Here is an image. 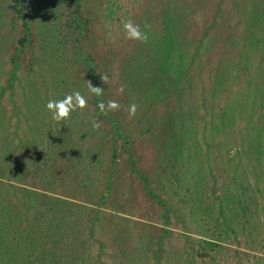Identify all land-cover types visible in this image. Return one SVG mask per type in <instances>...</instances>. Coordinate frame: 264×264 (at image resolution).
<instances>
[{
	"label": "rangeland",
	"instance_id": "374dc122",
	"mask_svg": "<svg viewBox=\"0 0 264 264\" xmlns=\"http://www.w3.org/2000/svg\"><path fill=\"white\" fill-rule=\"evenodd\" d=\"M262 11L264 0H0V168L21 155L3 148L11 135L20 177L42 190L9 187L0 170V194L18 196L0 199V264H250L243 243L264 234ZM127 19L147 43L126 38ZM76 91L87 107L54 121L47 103ZM101 100L120 109L104 115ZM38 118L51 126L31 163L40 139L20 126ZM21 198L43 227L3 225Z\"/></svg>",
	"mask_w": 264,
	"mask_h": 264
},
{
	"label": "crops",
	"instance_id": "0c3cea01",
	"mask_svg": "<svg viewBox=\"0 0 264 264\" xmlns=\"http://www.w3.org/2000/svg\"><path fill=\"white\" fill-rule=\"evenodd\" d=\"M12 89L13 88L11 86H10V89H7V88L3 89L4 104L6 105V107H9V108L11 107V104L13 102L15 104L20 105V102L18 100H16V98H13V96L11 95V93L13 92ZM6 109L8 110V108H6ZM41 119L40 118L36 119V121H38V122L36 123L34 128H32V121H31V124H29L28 127L24 126V124H21V126H20L21 127L20 131H25L27 136L35 135L36 137H38L40 139L39 142H37V141L35 142V144H34L35 148H32L33 152L29 153L30 156H29L28 160L31 163L32 162L33 163L42 162V160H43V152H44V148L42 146V143H43L42 138L44 137L46 140L48 139V135H47L48 134V129L51 126L50 123L45 122L46 120H41ZM20 122H23V121H20ZM14 128H15V126L13 125V128L11 130H14ZM39 128H40V133H37ZM43 128L46 129L45 132H43ZM21 135H22V133H21ZM3 148H16L15 156H17L18 154H21L20 156L16 157L15 159H9V160L5 159L4 160L3 165L1 166L0 170L2 171V173H3V170H4V173L7 172L6 176H10V178L6 180V184H8L9 187L10 186L14 187L15 189L23 188V189H27V190H30V191H34L35 193H37V192L39 193L40 192V194H42L41 188L40 189L38 188L40 190L39 191L38 189L31 187L29 184L25 183V181H23V179L20 177V171L17 170V169H22V168H24V166L27 167V165H26V163H25V165H20L22 163V152L18 149L19 145H18L17 140L13 139L11 137V135L6 136L5 139H4ZM9 152L11 154V149L9 150ZM6 153H7V151H6ZM71 153H74V152L72 151ZM33 155H35V156H33ZM32 157H34V159ZM71 158L73 159V156ZM127 159H130V157L128 156V153L123 154L122 163H124ZM58 160L59 159H57V161ZM61 160H64L62 158V156H61ZM66 160H69V158L66 157ZM113 160H115V158H114V155L112 154L111 162H113ZM117 161H120V158H118ZM121 170L123 171V167L121 168ZM11 171L15 172L14 175H12ZM136 171H137L136 165H134V163H132V166L130 167V165L128 163L127 173H125V175L128 178L132 177L135 180V182H137V183H139L141 185V183L144 182L145 180L147 181V179H146V177H143V176L141 177V180L139 178H137L136 174L138 172H136ZM16 173H18V176H17ZM34 183L37 184L36 179H35ZM145 189H146V192L150 194V190H148L149 188L146 187ZM22 195H26V194H22ZM8 196L9 197H14V199L18 198L17 194H0V199L3 198V197H8ZM58 198H60L61 200H67V201L72 200V199H68V198H66L64 196H58ZM26 201L27 200L23 199V198H21L19 201L18 200H13V199L7 201L6 204H8V205H7V207H5V208H7V210H4V211L7 212L8 209H12V210H14V216L17 215L18 218H19L18 220L14 219L13 221H10V216H9L8 217L9 220H6V222H3V225L6 228L7 227L9 228V232H11V233H20V232L24 233L26 228H27L28 223H30V226H31V228H33V230H35V228L37 226H40V227L42 226V218L39 217L38 206L36 207V206L26 205L27 204ZM21 202H23L25 205H23V203H21ZM154 202H155V200L152 203H154ZM22 205H23V207H20ZM3 206L4 205L0 206L2 211H3L2 208H4ZM154 207L155 208H153V210H155L156 207H158L157 204ZM202 207H203V203L201 204L200 208L202 209ZM19 209H21V211H19ZM40 209H41V207H40ZM23 211H24L25 215L28 214L29 217H34V218L28 219L29 217H26V219H23L22 218ZM156 213H157L158 216H163L164 215L163 210L156 211ZM197 216H199V214L196 212V218H197ZM1 223H0V225H1ZM53 231L59 233V230L56 229L55 227H53ZM260 232L261 231H259V234H260L258 236L259 239L256 240L255 238H249L248 242H244L243 243V248L241 249V251H242L243 254H244V252H248V254H249L248 260L250 259L251 256H253L252 259H251V262L252 261H258V264H264V238H263L264 234H262L263 236H261ZM254 237H256V236H254ZM257 247L259 248V250L255 251L253 248H257ZM105 248H107V247H105ZM231 249H233V247ZM251 262H250V264H251Z\"/></svg>",
	"mask_w": 264,
	"mask_h": 264
},
{
	"label": "clouds",
	"instance_id": "9594fccd",
	"mask_svg": "<svg viewBox=\"0 0 264 264\" xmlns=\"http://www.w3.org/2000/svg\"><path fill=\"white\" fill-rule=\"evenodd\" d=\"M124 32L126 34V38L129 40H136L141 43H147L148 34L147 32H142L139 25H135L131 19H127L123 22ZM145 27H150L145 24ZM103 82L107 83V77H102ZM88 89L89 92L96 96H102L104 93V89L99 86H93L91 81H88ZM123 92V88L120 89ZM47 109L52 113V119L56 122L64 121L70 118V115L73 111H83L85 107H87V100L79 91L66 95V97L62 100H50L47 103ZM100 112L104 115H107L108 112L118 111L120 109V104L117 101L109 100L105 103L101 100L98 104ZM137 111V106L132 104L129 106V115L134 116ZM101 124L95 120L92 121L93 130H99Z\"/></svg>",
	"mask_w": 264,
	"mask_h": 264
},
{
	"label": "trees",
	"instance_id": "16d2710c",
	"mask_svg": "<svg viewBox=\"0 0 264 264\" xmlns=\"http://www.w3.org/2000/svg\"><path fill=\"white\" fill-rule=\"evenodd\" d=\"M14 1H15V2H17L18 0H14ZM251 1H255V0H251ZM76 11H78V9H77V8H76ZM262 13H264V11H262V12H261V14L254 13V14H253V16H255V15H256V16H258V17H264Z\"/></svg>",
	"mask_w": 264,
	"mask_h": 264
}]
</instances>
